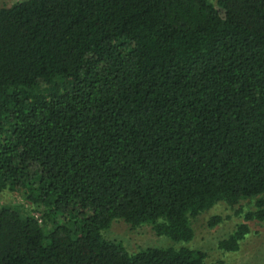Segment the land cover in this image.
Here are the masks:
<instances>
[{
	"label": "trees",
	"instance_id": "1",
	"mask_svg": "<svg viewBox=\"0 0 264 264\" xmlns=\"http://www.w3.org/2000/svg\"><path fill=\"white\" fill-rule=\"evenodd\" d=\"M24 188L30 210L0 207V264H206L102 232L189 242L219 202L244 212L218 243L237 251L264 221V0L1 7L0 191Z\"/></svg>",
	"mask_w": 264,
	"mask_h": 264
},
{
	"label": "rangeland",
	"instance_id": "2",
	"mask_svg": "<svg viewBox=\"0 0 264 264\" xmlns=\"http://www.w3.org/2000/svg\"><path fill=\"white\" fill-rule=\"evenodd\" d=\"M17 1L23 0H0V8L9 7ZM211 1L217 2V0ZM27 194L28 190L25 188L17 191H0V207L10 206L26 212L31 209V205L26 201ZM245 202L248 203L246 200ZM249 208L251 205H244L243 209L246 211ZM215 217L219 220L211 224V220ZM244 221V212H236V209L227 203L219 202L210 210L191 219L195 234L189 242L175 243L166 236L156 235L148 224L132 227L119 218L114 219L102 234L108 240L121 242L129 252L146 247L185 245L203 250L206 253V264H264V221H248L250 231L237 251H225L218 246L220 240L228 237L238 224ZM49 226L47 225L48 229Z\"/></svg>",
	"mask_w": 264,
	"mask_h": 264
}]
</instances>
